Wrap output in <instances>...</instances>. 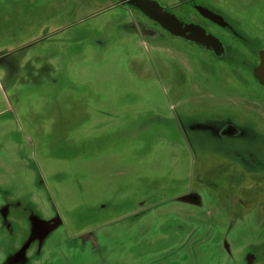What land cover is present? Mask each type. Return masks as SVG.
Wrapping results in <instances>:
<instances>
[{
	"label": "rangeland",
	"instance_id": "1",
	"mask_svg": "<svg viewBox=\"0 0 264 264\" xmlns=\"http://www.w3.org/2000/svg\"><path fill=\"white\" fill-rule=\"evenodd\" d=\"M263 56L264 0H0V264H264Z\"/></svg>",
	"mask_w": 264,
	"mask_h": 264
},
{
	"label": "flooded vegetation",
	"instance_id": "2",
	"mask_svg": "<svg viewBox=\"0 0 264 264\" xmlns=\"http://www.w3.org/2000/svg\"><path fill=\"white\" fill-rule=\"evenodd\" d=\"M179 17H180V19L182 20V21H186L188 18H189V15H184V16H182V15H179V14H177ZM190 18H191V20L193 21V22H196V21H199L200 22V20H199V17L197 16V15H195L194 14V16H192V15H190ZM207 25H208V22H206V27H205V30H206V32L210 35V36H212V37H216V38H214V40L212 39V38H210L209 40H213V42H212V44H214V46H216L217 44H219L218 43V41H220L221 43H224V39H225V36L220 32V33H217V34H214L213 32H211L208 28H207ZM192 31H191V35H192V37L194 38V39H202V40H205V41H207V38H201L202 36H201V34H200V32H199V30L198 29H191ZM217 49V48H216ZM223 53H224V48H223V46H222V49L221 48H219ZM226 53V52H225ZM262 60V59H261ZM263 64L264 63H262V61H260V63H259V66L257 67V68H259L260 66H261V68H262V66H263ZM257 68H256V70H257ZM260 68V69H261Z\"/></svg>",
	"mask_w": 264,
	"mask_h": 264
},
{
	"label": "water",
	"instance_id": "3",
	"mask_svg": "<svg viewBox=\"0 0 264 264\" xmlns=\"http://www.w3.org/2000/svg\"><path fill=\"white\" fill-rule=\"evenodd\" d=\"M152 9H153V8H152ZM261 61H262V63H264V56L262 57V60H261ZM262 67H264V64H263Z\"/></svg>",
	"mask_w": 264,
	"mask_h": 264
}]
</instances>
